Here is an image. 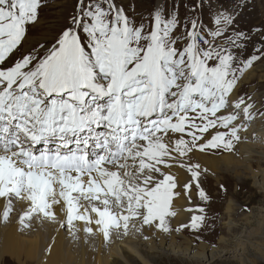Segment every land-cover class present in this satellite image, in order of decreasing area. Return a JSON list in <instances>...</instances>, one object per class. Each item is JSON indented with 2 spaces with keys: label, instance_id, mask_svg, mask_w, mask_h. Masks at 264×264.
<instances>
[{
  "label": "snow or ice",
  "instance_id": "6c2138e0",
  "mask_svg": "<svg viewBox=\"0 0 264 264\" xmlns=\"http://www.w3.org/2000/svg\"><path fill=\"white\" fill-rule=\"evenodd\" d=\"M42 6L43 0H0L3 220L17 199L27 201L23 227L33 215L55 221L59 208L61 227L83 221L92 234L95 224L105 240L113 228L127 234L134 220L170 233L166 218L177 215L172 203L182 194L171 170L190 173L182 186L189 203L193 184L209 200L199 180L207 169L193 157L232 150L241 140V113L251 120L254 104L237 94L238 84L264 49L247 59L234 51L251 37L228 34L231 15L220 13L210 33L193 18L190 28L183 24L185 35L174 36L181 27L176 13L165 18L156 10L149 30L115 0H77L52 43L26 49ZM185 210L201 214L176 230L202 228L205 209Z\"/></svg>",
  "mask_w": 264,
  "mask_h": 264
},
{
  "label": "rangeland",
  "instance_id": "374dc122",
  "mask_svg": "<svg viewBox=\"0 0 264 264\" xmlns=\"http://www.w3.org/2000/svg\"><path fill=\"white\" fill-rule=\"evenodd\" d=\"M115 2L135 20L137 25L143 22L149 26V30L156 10L162 9L165 18L173 12L176 13L181 27L175 30L174 36L185 35L186 33L182 32L183 24L187 21L190 28L193 18L203 26V32L210 33L216 29L214 21L220 13L231 15L234 22L228 29V34L234 29L251 37L244 42L246 48L234 51L243 59H247L253 54H258L254 52L256 48L264 49V0H115ZM76 3L77 0H43L39 20L29 27L27 38L39 41L48 38L43 42L52 43L53 38L67 24ZM27 45L29 42L24 44V48ZM177 46L182 47L183 44L178 43ZM237 94L252 98L253 118L249 120L246 131L255 130L258 118L264 120V115L261 114L264 113V59L254 61L250 68L245 69L238 84ZM255 138L259 139L258 136ZM236 144L237 142H234L233 149ZM212 150L214 149L200 153L210 156ZM222 150L229 151L220 147L214 153L219 156ZM254 168L256 170L258 166L254 164ZM260 168H264V165ZM207 170L202 172L199 180L209 200L202 201L197 195L196 187L193 190L197 196L195 208L205 209L206 219L203 227L198 230L182 228L177 231V228L171 226L173 231L168 234L158 231L169 237L167 245L173 240L181 249L202 248L199 254H203V250L206 249L207 254L213 253L214 256L204 259L193 257L196 251L190 256L178 253L170 257L164 256L154 264H264V187L256 186V181L252 177L255 170L251 169L246 176L241 175L239 178ZM218 178L222 179L220 184L216 183ZM230 199L234 202V208L228 216L225 208ZM200 214L198 212V215ZM226 222H230L231 225ZM169 223L171 225V222ZM155 243L159 245V240Z\"/></svg>",
  "mask_w": 264,
  "mask_h": 264
},
{
  "label": "bare ground",
  "instance_id": "6f19581e",
  "mask_svg": "<svg viewBox=\"0 0 264 264\" xmlns=\"http://www.w3.org/2000/svg\"><path fill=\"white\" fill-rule=\"evenodd\" d=\"M46 39L48 38L39 41L27 38L29 45L26 49L35 47L36 44ZM249 102L253 103V101ZM241 116L247 128L249 120H244L243 115ZM240 136L241 140L237 142L233 150L228 152L222 150L219 156L214 153L216 149L209 153L210 156L197 152L193 161L199 163L202 169L238 178L241 175L246 176L251 169L255 170L254 164H256L258 169L252 173V177L256 181V186L264 187V168H260L264 165V120L258 118L256 129L242 130ZM256 136L259 139H256ZM171 171L177 175L180 185L176 191L182 194L172 203L171 210L177 215L166 219L171 222L173 228L178 229L181 224H188L190 217L198 215V211L185 210L196 209L197 196L193 192L195 184L189 193L190 203L183 195L182 186L191 180L190 173L176 168ZM217 180V184L222 181L220 178ZM4 203L3 198H0V264H154L164 256L170 257L178 253L190 256L196 251L193 257L204 259L214 256L213 253L207 254L206 249L203 250V254H199L202 248L199 250L196 247L181 249L180 246L175 245L173 240L170 245H167L169 237L166 234L159 232L155 227L145 225L141 228L139 220L130 222L127 234L122 228L111 229L108 240H105L102 233L95 231V224L90 225L94 229L92 234L84 231L83 221H74L75 229H70L66 223L64 227H61L60 222L66 220V217L59 211V208L56 209L57 219L55 221L44 219L42 215H33L29 221L31 226L23 227L19 218L23 211L27 210V201L13 199V210L7 222L3 220ZM81 203L87 204L86 201H81ZM97 206L102 207L99 204ZM233 208L234 202L230 199L227 202L225 213L230 216ZM133 224L135 227L132 226ZM226 224L231 225L230 222ZM137 228L140 230L137 231ZM130 230L133 231L130 232ZM73 231L75 235L72 234ZM157 240H159V245L155 243Z\"/></svg>",
  "mask_w": 264,
  "mask_h": 264
}]
</instances>
